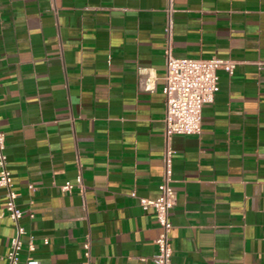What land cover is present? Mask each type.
<instances>
[{
    "label": "crops",
    "instance_id": "1",
    "mask_svg": "<svg viewBox=\"0 0 264 264\" xmlns=\"http://www.w3.org/2000/svg\"><path fill=\"white\" fill-rule=\"evenodd\" d=\"M168 38L175 56L235 66L217 70L200 132L167 138ZM260 60L264 0H0V129L21 257L83 264L88 240L89 264H156L158 224L138 197L158 195L168 144L172 261L264 264ZM5 201L0 187V264L15 233Z\"/></svg>",
    "mask_w": 264,
    "mask_h": 264
},
{
    "label": "built area",
    "instance_id": "2",
    "mask_svg": "<svg viewBox=\"0 0 264 264\" xmlns=\"http://www.w3.org/2000/svg\"><path fill=\"white\" fill-rule=\"evenodd\" d=\"M166 31L169 34V20ZM165 58L166 68L162 86L165 102L164 135L168 138L175 133H199L202 106L211 102L219 89L217 70L224 69L231 74L235 62L215 56L210 58L175 56L172 53L169 38L165 48ZM258 64L264 66V60H260ZM4 148L5 135L0 129V187L4 189L6 197L4 212L15 224V233L11 237L9 249L3 255L5 260L3 264H36L31 256L21 257L25 229L19 223L22 211L16 203L18 192L12 187V177ZM172 156L173 149L167 144L163 152V173L158 183V195L138 197L141 208L151 209L158 224L159 231L154 240L157 250L152 257L156 264H176L172 261L173 250L170 241L172 224L169 220L176 193L172 185ZM77 182H81L80 175L77 176ZM71 186L72 183L66 181L61 187L68 189ZM44 242L47 240L45 239ZM83 246L87 257L83 264H89V241H85ZM27 248L34 249L32 236L28 240Z\"/></svg>",
    "mask_w": 264,
    "mask_h": 264
}]
</instances>
